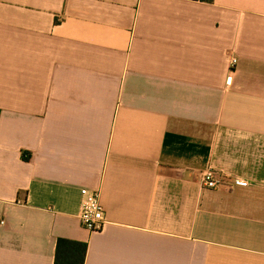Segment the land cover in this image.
<instances>
[{
  "label": "crops",
  "instance_id": "1",
  "mask_svg": "<svg viewBox=\"0 0 264 264\" xmlns=\"http://www.w3.org/2000/svg\"><path fill=\"white\" fill-rule=\"evenodd\" d=\"M60 238L85 264H264V0H0V264Z\"/></svg>",
  "mask_w": 264,
  "mask_h": 264
},
{
  "label": "built area",
  "instance_id": "2",
  "mask_svg": "<svg viewBox=\"0 0 264 264\" xmlns=\"http://www.w3.org/2000/svg\"><path fill=\"white\" fill-rule=\"evenodd\" d=\"M236 63L237 60L232 59V66ZM229 81H231V78ZM202 182L206 188L216 189L220 184V179H218L214 169L208 168L203 174ZM238 183L241 185L245 184L243 181H238ZM81 194L82 202L79 218L82 225L91 233L102 232L107 225V219L101 201V193L82 189Z\"/></svg>",
  "mask_w": 264,
  "mask_h": 264
},
{
  "label": "trees",
  "instance_id": "3",
  "mask_svg": "<svg viewBox=\"0 0 264 264\" xmlns=\"http://www.w3.org/2000/svg\"><path fill=\"white\" fill-rule=\"evenodd\" d=\"M88 245L67 239H58L55 264H85Z\"/></svg>",
  "mask_w": 264,
  "mask_h": 264
}]
</instances>
